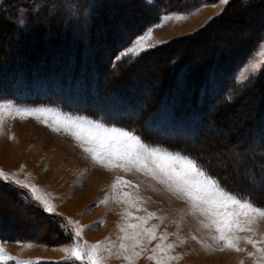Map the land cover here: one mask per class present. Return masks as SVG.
<instances>
[{
  "label": "rangeland",
  "instance_id": "obj_1",
  "mask_svg": "<svg viewBox=\"0 0 264 264\" xmlns=\"http://www.w3.org/2000/svg\"><path fill=\"white\" fill-rule=\"evenodd\" d=\"M7 1L0 2V17L3 15L8 21H11L12 18L9 14H12L13 9ZM51 1H54V3L49 6V9L51 11L57 10L56 17L51 18L53 20L51 25L44 22L40 26L39 32L35 29L31 30L32 35H27L32 36L27 38L29 39L28 43L33 46L37 38L41 37V41H44L42 43L45 46L43 48L44 55L48 56L53 53V50L58 49L64 50L63 53L68 54L69 51V53L73 52L72 54H74L77 51L74 43L63 40L62 37H59L60 34L57 35L55 32L51 34L53 32H49V30L57 29L58 31L60 27H63V35L67 31L75 34L80 29L82 31L88 29L86 24L89 23L88 12L91 7L95 8L101 0H39V5L42 3L50 4ZM125 1L115 0L110 4L113 7L109 9L101 7L99 9L100 14L96 19L95 27L98 31H94L96 41L85 49L91 54L93 49H100V57L104 62L108 53L116 47L115 45L120 42L123 35L135 31V35L131 36L128 45L121 52L131 46L133 40L143 34L147 28L158 22V19L152 21V23L147 20L149 15L154 14L157 0H152L151 3L148 0H134L137 4L129 6ZM142 1L151 5L150 11ZM231 1L230 5H225L220 0H211L191 11L182 12L171 8L169 11L161 13L160 16L166 13H181L186 15L187 19L179 22L170 20L165 22L162 28L154 29L153 38L145 43L146 45H155L149 50H156V54L143 58V62L137 64L139 75H136L138 73L136 69L125 75L127 79L132 78V76L135 77V75L140 78V81L137 82L138 89L142 90L144 86L143 91L145 94L150 92L146 95L147 100H149V95L152 97L159 86L158 81L161 73H168L169 69L167 68L173 67L176 63L186 62L187 66L189 64L188 67L191 64L194 67L196 65L195 69L197 70L209 63L214 64L211 67L212 73L221 79L220 86L223 85V80L228 76V71L232 70L234 66L233 83L231 86L230 83H227V88L224 86L225 90L228 91L227 96L229 98H231V90L235 94V97L227 100V106L232 109L228 108L221 116L213 118L216 124V127H213L214 129L211 128L214 130L213 134L206 132L201 135L200 138L204 141V143L201 142V146L205 150L218 133H222L218 144L224 146L222 137H228L229 135L231 138L234 131L238 133L239 128L242 129L241 125L244 117L253 115L254 111L256 114L260 108L258 107L259 103L264 102V38L256 42V37H253L262 29L260 22L264 20V1L253 0L251 3H249V0H234L233 3ZM139 8H142V10L139 11ZM130 11H135L133 17L131 16L133 12ZM243 13L246 15H243ZM77 16L83 18L72 19V17ZM45 18L50 17L45 16ZM70 21L73 25L69 24ZM252 21L253 23H251ZM90 26L91 24H89V29ZM12 29L10 31V28L7 30L0 28V64H3L4 60L7 59L8 51H12L17 47L19 37L22 36L15 35V33L13 34L15 36L10 34L15 30V25ZM221 35L225 37H221ZM85 37L83 38L85 39ZM56 38L58 42L54 44ZM254 43L256 44L252 47ZM97 45L102 47L99 48ZM196 47L201 50V54L198 53V50L194 52ZM205 51H207V54L204 55ZM187 53L190 57L193 56L195 60L185 58L184 56H189L186 55ZM196 53L201 56L197 57ZM195 55L196 57H194ZM202 57H204L205 62ZM206 57H208V60H205ZM192 59L195 64L192 63ZM196 59L202 60V64L200 65ZM253 62L261 64L260 70L257 73H249L247 80L242 83L239 82L238 75L241 70ZM165 65H168V67H164ZM156 73L160 75L159 77L156 76L158 79L154 76ZM192 75L191 72L189 77ZM147 80L150 82H146ZM192 87L183 85L186 93H189L188 91ZM0 103H8L19 108L52 109L65 116L87 118L88 120L100 122L85 115L65 111L60 106L52 105L49 102L31 104L33 102L30 101L18 103L12 100H0ZM48 123H52V121L49 120ZM206 125L208 126L207 122ZM227 128L230 130L226 131ZM10 137H14V139ZM148 146L169 151L161 147ZM230 147L225 149L226 155L231 158L237 157L238 150ZM0 169L10 174L18 173V179L38 186L50 198L55 206L56 213H59V215H50L43 212L34 204L25 202L23 193L26 190L19 189L14 184L0 181V245L12 256L18 257L19 260L39 261L42 264H82L80 261L65 260L68 253L61 249L70 246V236L65 239L68 240L66 242L51 245L53 240L62 237L59 231L62 229L60 225L65 222V218L79 222L80 226L83 227V240H87L89 243L106 241L111 246L112 243H119L120 241L122 235L119 229L120 225L129 222V220L135 223L137 221L134 217L146 216L147 212H152L156 214V217H164V220L161 222L156 217L150 218L145 227L158 225V236L167 232L170 234L167 242L178 243L171 254L182 258L172 262V264H241V261H243V264H255V259L248 256V252L255 251L252 245L245 244L242 241L241 246L246 247L247 252L240 253L231 249L220 251L216 248H208L207 245H214L215 243L211 239V233L201 228L197 217L190 214L186 215L188 205L177 199L163 184L135 170L126 172L117 168L109 171L94 163L90 156L78 146V142L74 138L65 133L63 129L53 131L43 122V118L37 119L34 116H29L21 119L16 116L14 119L7 121L3 133L0 134ZM117 176L131 181L133 185L139 187L120 186L113 191L111 185ZM253 188L264 191V176L255 182ZM123 192H130L133 197H140V202L137 203L136 207H130L129 204L123 202V199H125L122 197ZM106 196L109 197L107 202L100 203ZM145 209L147 212L144 211ZM129 211L133 214L132 218L125 215ZM68 228L71 229L72 226L68 225ZM6 231L9 233H4ZM176 232H179V238L186 240L185 243L180 244L178 237L171 235V233ZM260 234H264V220L258 224L257 238H260ZM16 235L21 236L23 240L14 239L17 237ZM241 235H248V233H241ZM192 236H196L197 239H192ZM158 242L159 240H154L147 245L149 251L142 253L139 258L133 261V264H155L148 257L151 255L150 249L155 247ZM28 245H31V247H28ZM114 252H121V250L116 248ZM8 264H17V261H8ZM105 264H129V261L123 259L122 255H112L106 260Z\"/></svg>",
  "mask_w": 264,
  "mask_h": 264
},
{
  "label": "trees",
  "instance_id": "obj_2",
  "mask_svg": "<svg viewBox=\"0 0 264 264\" xmlns=\"http://www.w3.org/2000/svg\"><path fill=\"white\" fill-rule=\"evenodd\" d=\"M1 1L4 3L7 0ZM157 1L154 14L147 17L150 23L156 21L161 13L171 8L182 12L191 11L211 0ZM7 2L13 9L12 14H9L12 19L8 21L1 15L0 28L6 30L10 28L12 31L15 25L13 33L10 31L9 33L22 36L19 37L17 47L8 51L7 59L0 64V100H12L18 103L30 101L33 102L31 104L49 102L73 114L85 115L106 125L131 131L150 146L161 147L195 159L214 179L220 182L222 187L264 206V191L253 188L255 182L264 176V102L259 103L260 108L256 114L254 111L253 115L244 117L242 129L239 128L238 133L234 131L231 138L229 135L222 137L224 146L218 144L222 133H218L215 139L212 137L215 141H210L211 147L208 146L205 150L201 146V142L204 143L200 138L201 135L206 132L210 133V131L214 133L213 129L216 124L213 118L221 116L228 108L232 109L227 106V100L235 97V94L231 90V98H229L225 87L227 88V83H230V86L233 83L234 66L228 71V76L220 86L221 79L212 73L211 67L214 64L209 63L207 66H202V69L194 68L190 71L191 67H188L189 64L187 66L186 62L176 63L177 65L170 66L168 73H161L159 86L156 92L154 91L153 98L149 95V100H147L146 95L150 92L145 94L144 86L142 90H139L137 86V82L140 81V78L136 76L139 75L137 64L143 62V58L155 55L156 50H148L138 57L129 56L120 61L115 60L117 54L128 45L131 36L135 35V31L123 35L120 42L115 45L116 47L108 53L102 65L97 56L85 50L91 36L96 35L94 31H98L95 27L96 19L100 14L99 9L103 8V4L108 9L113 7L110 6L111 0H101L95 8L91 7L88 12L89 23H86L88 25L86 30L80 29L75 34L67 31L62 35L63 27H60L58 31L47 29L53 32L51 34L54 32L57 35L60 34L59 37L74 43L77 48L74 54L69 51L68 54L63 53L64 50L58 49L53 50V53L48 56L43 54L45 46L41 37H38L36 43L31 46L27 38L32 36L27 35H32L31 30L33 29L39 32L44 22L52 24L51 18L56 17L57 10L51 11L49 6L54 1L40 5L39 0H8ZM251 2L253 0H249V3ZM143 3L150 11L151 5L145 1ZM21 8L25 9V12H18ZM45 16L50 18L47 19ZM21 18L25 20L23 26L18 23ZM73 18L82 19L83 17ZM263 23L264 20L260 22L262 26L260 32L253 36L256 37V42L264 38ZM69 24L73 25L71 21ZM89 24H91L90 29ZM84 36H86L85 39ZM57 42L56 38L54 44ZM135 69L138 71L135 77L127 79L125 75ZM187 72L189 74L192 72L193 75L189 77ZM156 74H154L155 77L160 76ZM162 77L163 80H161ZM183 85L193 87L188 91L189 93H186ZM254 107L257 106L254 105ZM229 130L227 128L226 131ZM229 147L238 150L237 157L231 158L226 155L225 149ZM59 233L62 237L53 240L51 245L68 241L65 239L69 235L65 231L61 229ZM16 236L14 239L23 240L21 236ZM42 242L45 243L43 240Z\"/></svg>",
  "mask_w": 264,
  "mask_h": 264
},
{
  "label": "snow or ice",
  "instance_id": "obj_3",
  "mask_svg": "<svg viewBox=\"0 0 264 264\" xmlns=\"http://www.w3.org/2000/svg\"><path fill=\"white\" fill-rule=\"evenodd\" d=\"M148 2L151 3L152 0ZM220 2L227 5L230 0H220ZM18 12H25V9H18ZM185 19L187 16L181 13L161 15L157 23L133 40L131 46L118 53L115 60L120 61L129 56L138 57L155 46L145 43L153 38L154 29L162 28L164 23L170 20L179 22ZM18 23L23 26L25 20L21 18ZM260 68L261 64L256 62L249 64L239 73L238 81L244 82L249 78V73H257ZM16 116L21 119L29 116L37 119L43 118V122L53 131L63 129L78 142V146L90 156L94 163L109 171L117 168L126 172L135 170L158 181L177 199L188 205L186 215L197 217L201 228L211 233V239L215 243L207 245L208 248H216L220 251L231 249L238 253L247 252V248L241 246L243 241L255 249L253 252H248V256L255 259V264H264V234H260V238H257L258 224L264 220V206L222 187L220 182L214 179L195 159L149 147L139 136L123 128L109 127L87 118L65 116L52 109L19 108L8 103H0V134L3 133L7 121ZM49 120L52 123H48ZM10 138L14 139V137ZM18 175V173L10 174L0 169V181L26 190L23 193L25 202L34 204L50 215H59L42 189L28 181L18 179ZM120 186L139 187L117 176L111 187L115 191ZM122 197L125 198L123 202L129 204L130 207H136L140 202V197H133L130 192H123ZM108 198L106 196L100 203H106ZM144 211L147 212L146 209ZM125 215L128 218L133 216L130 211ZM153 217H156L155 213L147 212L146 216L134 217L137 221L135 223L129 220L120 225L119 229L122 233L120 241L112 243L111 246L106 241L89 243L83 240V227L79 222L65 218V222L60 226L71 237L70 246L61 249L68 253L65 260L80 261L82 264H105L112 255H122L123 259L129 261V264H133V261L142 253L149 251L147 245L154 240H159L155 247L150 249L151 255L148 259L154 261L155 264H172L182 258L171 254L178 243H168L170 234L167 232L158 236V225L145 227L147 221ZM156 218L161 222L164 220V217ZM68 225L72 228L69 229ZM241 233H248V235L242 236ZM171 235H176L180 244L186 242L185 239L179 238V232L171 233ZM192 239H197V237L192 236ZM116 248H119L121 252H114ZM12 260L17 261V264H39V261L19 260L0 245V264H8V261Z\"/></svg>",
  "mask_w": 264,
  "mask_h": 264
},
{
  "label": "bare ground",
  "instance_id": "obj_4",
  "mask_svg": "<svg viewBox=\"0 0 264 264\" xmlns=\"http://www.w3.org/2000/svg\"><path fill=\"white\" fill-rule=\"evenodd\" d=\"M126 1H127V5H128V6L131 5V4H137L136 1H134V0H129V1L126 0ZM126 1H125V2H126ZM112 2H115V0H111V3H112ZM123 2H124V0H123ZM122 4H124V3H122ZM125 6H126V5H125ZM103 7H107V6H105V5L103 4ZM107 8H108V7H107ZM124 8H125V7H124ZM126 9H127V7H126ZM138 10H142V8H139ZM130 12H131V11H130ZM130 12H128V13H130ZM132 12H133V11H132ZM132 12H131V13H132ZM134 12H135V11H134ZM134 12H133V14L131 15L132 17H133V15H134ZM137 12H138V11H137ZM243 15H246V14L243 13ZM243 15H242V16H243ZM248 15H249V14H248ZM248 15H247V16H248ZM131 16H130V17H131ZM250 16H251V15H250ZM128 18H129V17H128ZM131 19H132V18H131ZM129 20H130V18H129ZM130 21H131V20H130ZM127 23H128V22H127ZM130 23H131V22H130ZM251 23H253V21H252ZM248 24H249V23H248ZM129 25H130V24H129ZM131 26H132V25H131ZM135 26H136V25H135ZM133 27H134V26H133ZM106 31H107V30H106ZM219 33H220V32H219ZM208 34H209V33H208ZM223 34H224V33H223ZM219 35H220V34H219ZM221 37H225V36H222V35H221ZM196 38H197V37H196ZM243 38H244V36H243ZM243 38H242V40L245 39V38H244V39H243ZM238 39H239V38H238ZM94 40H95V37H94V35H92V36H91V40L88 41V45H92V44H94ZM95 45H96V44H95ZM212 45H213V43H212ZM97 46H98V45H97ZM213 46H214V45H213ZM219 46H221V45H219ZM95 47H96V46H95ZM98 47L100 48V47H102V46H98ZM98 47H96V48H98ZM210 47H211V46H210ZM96 48H95V49H96ZM212 48H213V47H212ZM214 48H215V47H214ZM217 48H218V47H217ZM219 48H222V47H219ZM92 49H93V47H92ZM104 49H105V48H104ZM202 49H203V48H202ZM196 50L199 51V52H198L199 54L202 53V52H200L201 50L197 49V47H196V49L194 50V52H195ZM205 50H206V49H205ZM213 50H214V49H213ZM219 50H220V49H219ZM103 51H104V50H103V48H102V52H103ZM203 51H204V50H203ZM211 51H212V50H211ZM92 52H93L92 54H94V56H97V57H98L97 59H99V60L102 62V63L100 62L101 65L104 64V61H103V60L101 59V57H100V55H101V54H100V53H101V50H100V49H97V50H94V49H93ZM205 52H206V53H203L204 55L207 54V51H205ZM183 53H184V52H183ZM90 54H91V53H90ZM184 54H185V53H184ZM184 54H182V55H184ZM192 54H193V52H192ZM199 54L196 53L197 57H198V56H199V57L201 56V55H199ZM210 54H211V53H210ZM210 54H209V55H210ZM186 55H189V54L187 53ZM196 55H195L194 57H196ZM207 56H208V55H207ZM92 57H93V55H92ZM182 57H183V56H182ZM182 57H181V58H182ZM184 57H185V58H187V57H188V58H193V56L190 57V55H189V56H184ZM90 58H91V57H90ZM202 58H203V61H204V57H202ZM202 58H201V59H202ZM207 58H208V57H206L205 60H208ZM182 59H183V58H182ZM193 59H194V58H193ZM193 59H192V61H193L192 63L195 62V61H194L195 59H194V60H193ZM180 60H181V59H180ZM199 60H200V59H199ZM199 60L196 59V61H197L198 63H200V65H201V64H202V60H200L201 62H200ZM204 62H205V61H204ZM204 62H203V63H204ZM194 64H195V63H194ZM196 64H197V63H196ZM197 66H198V65H197ZM164 67H168V65H167V66L165 65ZM190 67H192V68H190V71H191L192 69L196 68V65H195V67H194V65L191 64ZM193 67H194V68H193ZM151 68H152V67H151ZM164 69H165V68H164ZM167 69H169V67H168ZM160 78H161V76H160ZM161 80H163V77H162ZM262 88H263V87H262ZM153 90H154V89H153ZM260 90H261V89H260ZM210 133H213V132L210 131Z\"/></svg>",
  "mask_w": 264,
  "mask_h": 264
}]
</instances>
